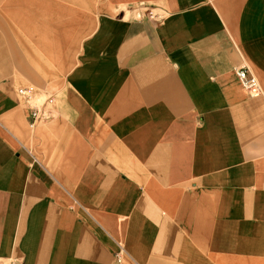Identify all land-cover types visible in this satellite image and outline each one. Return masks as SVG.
<instances>
[{
  "label": "crops",
  "instance_id": "obj_1",
  "mask_svg": "<svg viewBox=\"0 0 264 264\" xmlns=\"http://www.w3.org/2000/svg\"><path fill=\"white\" fill-rule=\"evenodd\" d=\"M4 255L264 264V0H0Z\"/></svg>",
  "mask_w": 264,
  "mask_h": 264
},
{
  "label": "built area",
  "instance_id": "obj_2",
  "mask_svg": "<svg viewBox=\"0 0 264 264\" xmlns=\"http://www.w3.org/2000/svg\"><path fill=\"white\" fill-rule=\"evenodd\" d=\"M238 77L242 80L244 86L251 95L262 92L260 88L259 78L256 73L250 71L247 65L243 64L236 70ZM18 97H21L29 103V126L34 128L38 123L47 121L52 117L51 110H48L46 104L53 100V96L49 95L44 101L36 103L38 98V87L35 84H21L16 87ZM0 264H24V260L18 255L0 256Z\"/></svg>",
  "mask_w": 264,
  "mask_h": 264
},
{
  "label": "rangeland",
  "instance_id": "obj_3",
  "mask_svg": "<svg viewBox=\"0 0 264 264\" xmlns=\"http://www.w3.org/2000/svg\"><path fill=\"white\" fill-rule=\"evenodd\" d=\"M99 4H100V2H99V1H97V5H99ZM37 100H38V99H37ZM37 100H36V101H37ZM36 101H35V102H36Z\"/></svg>",
  "mask_w": 264,
  "mask_h": 264
}]
</instances>
